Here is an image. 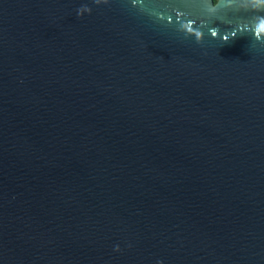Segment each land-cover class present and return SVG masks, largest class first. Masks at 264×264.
<instances>
[{
    "label": "water",
    "instance_id": "water-1",
    "mask_svg": "<svg viewBox=\"0 0 264 264\" xmlns=\"http://www.w3.org/2000/svg\"><path fill=\"white\" fill-rule=\"evenodd\" d=\"M0 264H264V0H0Z\"/></svg>",
    "mask_w": 264,
    "mask_h": 264
},
{
    "label": "trees",
    "instance_id": "trees-1",
    "mask_svg": "<svg viewBox=\"0 0 264 264\" xmlns=\"http://www.w3.org/2000/svg\"><path fill=\"white\" fill-rule=\"evenodd\" d=\"M214 2H216L217 0H213Z\"/></svg>",
    "mask_w": 264,
    "mask_h": 264
},
{
    "label": "clouds",
    "instance_id": "clouds-1",
    "mask_svg": "<svg viewBox=\"0 0 264 264\" xmlns=\"http://www.w3.org/2000/svg\"><path fill=\"white\" fill-rule=\"evenodd\" d=\"M117 250H119L118 247H117Z\"/></svg>",
    "mask_w": 264,
    "mask_h": 264
}]
</instances>
